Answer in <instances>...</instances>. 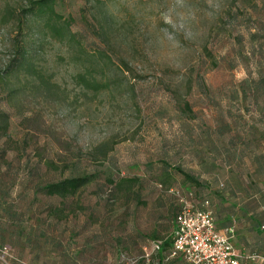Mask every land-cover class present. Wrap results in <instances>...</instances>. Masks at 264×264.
<instances>
[{
  "label": "rangeland",
  "instance_id": "1",
  "mask_svg": "<svg viewBox=\"0 0 264 264\" xmlns=\"http://www.w3.org/2000/svg\"><path fill=\"white\" fill-rule=\"evenodd\" d=\"M28 6L0 0V264H138L170 243L176 190L264 254V0H56L61 39L39 16L21 34Z\"/></svg>",
  "mask_w": 264,
  "mask_h": 264
},
{
  "label": "built area",
  "instance_id": "2",
  "mask_svg": "<svg viewBox=\"0 0 264 264\" xmlns=\"http://www.w3.org/2000/svg\"><path fill=\"white\" fill-rule=\"evenodd\" d=\"M180 209L175 215L170 235V246L165 252L164 262L176 260L181 264H240L244 255L235 252L232 244L233 228L220 231L210 209L208 198L193 199V192L187 195L174 191ZM192 199V201L190 200ZM162 239L150 243V251L144 255L149 261L151 254L161 250ZM255 259L257 255H245Z\"/></svg>",
  "mask_w": 264,
  "mask_h": 264
},
{
  "label": "trees",
  "instance_id": "3",
  "mask_svg": "<svg viewBox=\"0 0 264 264\" xmlns=\"http://www.w3.org/2000/svg\"><path fill=\"white\" fill-rule=\"evenodd\" d=\"M29 1V6L27 7V9H25L22 13H20L19 19H18V23H19V29H20V33L22 34V30L28 25V21L30 20V18H34V17H42L44 18L43 21L44 23L42 24L43 26H48L50 28V30L52 31V33L57 34V36H59V38L61 39L62 37H64V26H57L56 23L50 24L49 21L52 19V16H56V17H60V15H58L57 13H55L54 11V4L56 2V0H28ZM66 30V29H65ZM16 52L17 55H19V60L16 62L14 69L18 70V69H29L31 68L30 63L27 61L26 59V52H27V47L25 45V43L19 42L18 45L16 46ZM14 69L8 68V70H12L10 71L9 75H11L14 71ZM8 128H9V113L7 111L4 110H0V134H6L8 132ZM108 150L104 149L102 151V155L106 156L107 155ZM47 165L52 164L51 160L46 161ZM178 171L181 173V175L187 180L190 181V183H193L195 186L197 187H203V184L196 179L195 177H193L192 175H190L187 172L184 171H180L178 169ZM94 176L89 175V174H85V175H77V176H72L69 178H65V179H60L58 181H52V182H48L46 183L42 189L43 191L46 193V195L49 196H55V197H66L68 195H72L74 193H76L77 190H79L80 188L86 186L88 183H90L93 180ZM107 182L114 184V185H119L121 182H125V181H131L130 179H119L116 180L114 178H107L106 179ZM179 191V190H176ZM180 192V191H179ZM189 192H193V199L195 200H202L205 198H208L210 201L209 196L203 194L200 195L197 193L196 190H189L187 193ZM187 193L185 195H187ZM177 198V197H176ZM192 201V199H190ZM178 201V199H177ZM180 209V205L177 202V205L175 207V211H174V216L172 219V230H173V226H174V218L175 215L177 214V212ZM172 233V231H171ZM170 233V235H171ZM160 238H155L153 240H157ZM169 241L168 240H164L161 250L158 253L159 255V261L164 264V253L167 251L166 249L169 248ZM165 251V252H164ZM141 258V259H140ZM140 261L143 262L141 263L138 260V264H152V257L149 261H147L144 257H140ZM180 263V262H179Z\"/></svg>",
  "mask_w": 264,
  "mask_h": 264
},
{
  "label": "crops",
  "instance_id": "4",
  "mask_svg": "<svg viewBox=\"0 0 264 264\" xmlns=\"http://www.w3.org/2000/svg\"><path fill=\"white\" fill-rule=\"evenodd\" d=\"M209 198H210V197H209ZM210 209L212 210L213 215H214V217H215V221H216V227H217V229L220 230V231H225V229H227L229 225L223 227L222 229H220V228L217 226L218 223H217L216 213H215V211L213 210V206H212V203H211V199H210ZM229 227L233 228L232 226H229ZM261 227L263 228L264 226L262 225ZM235 233H236V231H235V229L233 228V233H232L233 236H232V239H231V240H232V244H233V237H234ZM233 245H234V244H233ZM234 248H235V245H234ZM235 252L238 253V254L244 255V257H242V258L240 259V264H264V254L259 253L260 251H258L257 249H253L251 252H246V249H245L244 247H242V249H240V250H237V249L235 248ZM245 255H257V257H256L255 259H250V258H246Z\"/></svg>",
  "mask_w": 264,
  "mask_h": 264
}]
</instances>
